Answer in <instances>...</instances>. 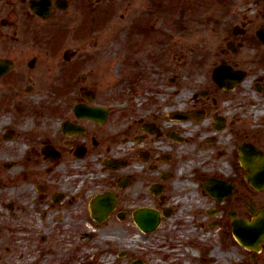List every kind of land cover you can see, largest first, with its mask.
I'll list each match as a JSON object with an SVG mask.
<instances>
[{
  "label": "flooded vegetation",
  "instance_id": "obj_1",
  "mask_svg": "<svg viewBox=\"0 0 264 264\" xmlns=\"http://www.w3.org/2000/svg\"><path fill=\"white\" fill-rule=\"evenodd\" d=\"M174 1L128 0L140 8L118 33L116 0H0V232L12 259L25 264L17 238L39 223L46 241L56 225L66 264L97 230L139 231L141 210L159 215L158 228L188 200L207 216L264 215V182L249 184L242 164L264 153V0H183L181 17ZM176 22L211 27L177 59L185 101L164 90L182 77L172 73Z\"/></svg>",
  "mask_w": 264,
  "mask_h": 264
},
{
  "label": "rangeland",
  "instance_id": "obj_2",
  "mask_svg": "<svg viewBox=\"0 0 264 264\" xmlns=\"http://www.w3.org/2000/svg\"><path fill=\"white\" fill-rule=\"evenodd\" d=\"M116 1V7L112 9L113 18L109 32L116 31L119 33L126 30L127 26L130 25L131 20L135 16L137 10H139L140 5L136 2L130 5L131 7L128 8V6L126 7L128 0H122V2L120 0ZM178 3H180V8L177 6ZM174 4H176V15H180L181 17V15L187 14L181 13V11H183V0H175ZM206 7L208 14L212 16V13L215 11L213 10L214 7ZM122 14H124L123 19L120 17ZM175 19L176 21H180V19ZM157 27V29L162 30L163 24L160 22ZM191 28L192 30L189 31V28L187 29L184 25L176 22L174 28L175 48L173 49L175 52L174 56L176 57V59H174L176 60V68L172 71V73L177 76L182 75V77L179 76V85L172 86L169 89H164L168 90V92L175 91V99L180 97V95L177 94H182L181 98L184 101L186 99H190V97L188 98L183 95L186 92L185 84L189 83V80L184 77V66H182L186 61H183V63L180 64L177 59L181 58V56L184 58L183 55L189 59L187 53L190 50L194 51V49H197V46L200 42V36L197 34V32L206 30V32L210 33L211 30V27L209 26L204 28V26H199L195 23H192ZM224 28L226 29V27ZM206 36H204V38ZM108 37L109 36L102 35L101 39L106 41V38ZM210 37L211 36L208 35L207 38ZM108 44L109 45L107 47L110 51L106 53L108 57V63L111 65L110 67L114 68L117 67L116 63L119 61V54L117 52L116 54L113 52L118 51L116 48H119V45L113 41ZM198 54L199 52L196 53L195 57H197ZM107 74L114 78L119 77V74L114 70L108 72ZM108 78L109 77H106V79ZM162 87L163 86L158 87V90H162ZM137 89L139 92H141V88ZM175 204L178 203L176 202ZM182 205L183 206L177 208L173 215H170L167 219H165L162 226L147 234L140 233L138 230H135L132 227H129V229L126 224H123L122 227H119L121 230H118L113 226L108 229H103V232L97 230V235L91 240H84L80 238L78 241H76L79 250L76 251L77 254L75 258L72 259L73 261H65L64 263L75 264V261L78 260L79 262L76 264H131L132 262L138 261V259H140L144 262L142 264H264V252L252 259V252H250L248 248L238 244V242L235 240L233 234H231L232 223H230V219L228 218L227 214H223V217L212 215L207 216L203 212V208L199 206L197 202L193 203L189 200L184 201ZM210 207H212V204L211 206L208 204V208ZM0 212H2L1 209ZM220 218L222 219V224L219 226L211 225V227H200L201 223L208 222L212 224V221L219 220ZM191 219L194 220L192 222L193 228L185 227L187 226L186 220L189 221ZM47 222L51 223L50 221ZM6 223V217L0 218V227ZM179 225L180 227H178ZM128 226H130V223ZM51 227V231L49 230L47 231L48 234L46 233V235L49 236L47 241L41 238L45 232L42 230L40 223L39 226L33 229L31 234L26 235V238H17L18 243L16 244L18 245V248L16 249L24 252V255H26L23 263L26 264L27 261L37 259V261H33L32 264H61L59 262H61L63 258L59 255V253H57L58 232L56 230V225H51ZM176 227L181 229V231L176 232ZM183 227L187 228L188 232H186L187 229L184 231ZM6 233L7 230H2L0 232V264H22L16 259L11 258V249L14 246L10 245L9 237ZM177 233L183 234L182 236L184 237H181L182 240L188 239V242L192 243L193 247H180L178 254L175 250L173 253H176L166 257L164 254H162V252L165 248H168L167 246L172 244L173 241L175 246ZM103 234H107L109 236L107 237L109 241V244L107 245H104L103 243L100 244V241L103 242ZM135 236L139 237V241L134 239ZM144 237H147L148 240L143 241L142 239ZM171 238H173V240ZM195 239L198 240L200 244H202V247L199 246L200 244L195 243ZM96 250L102 251L103 253L100 252L101 254H99L98 252V255L95 257V261H91L89 256L92 255L93 252L96 253ZM170 251L172 252V247H170ZM213 251L214 254L212 261H205V255H208ZM123 252H126L127 254L123 255ZM219 253H222L223 255L226 254L227 256L221 257L218 255ZM120 254L123 256H120Z\"/></svg>",
  "mask_w": 264,
  "mask_h": 264
},
{
  "label": "water",
  "instance_id": "obj_3",
  "mask_svg": "<svg viewBox=\"0 0 264 264\" xmlns=\"http://www.w3.org/2000/svg\"><path fill=\"white\" fill-rule=\"evenodd\" d=\"M247 168L253 171V167ZM258 172H261V174L264 175V166H261L258 169ZM248 180L254 183L252 178ZM133 218L139 228L145 232L153 231L159 223L158 214L148 210H143L134 214ZM232 234L239 244L257 251L261 242H264V215L259 216L252 222L234 218L232 220Z\"/></svg>",
  "mask_w": 264,
  "mask_h": 264
},
{
  "label": "bare ground",
  "instance_id": "obj_4",
  "mask_svg": "<svg viewBox=\"0 0 264 264\" xmlns=\"http://www.w3.org/2000/svg\"><path fill=\"white\" fill-rule=\"evenodd\" d=\"M258 161V164L261 166L262 165V161L261 160H259V159H257ZM136 241L138 240L139 241V237L138 236H135V238H134ZM200 239H202V238H200ZM143 241H145V240H148V238L147 237H144L143 239H142ZM202 244H200L199 246H201ZM202 247V246H201ZM203 249V248H202ZM213 254H214V251L213 252H211V253H209L208 255H205V257H204V260L205 261H212V258H213ZM218 255H220L221 257H225V256H227L226 254H222V253H219Z\"/></svg>",
  "mask_w": 264,
  "mask_h": 264
}]
</instances>
